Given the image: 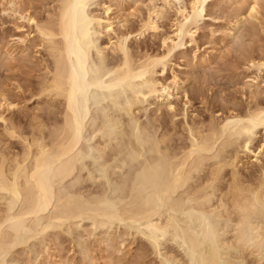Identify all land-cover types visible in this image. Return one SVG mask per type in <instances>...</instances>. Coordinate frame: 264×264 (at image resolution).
<instances>
[{
	"label": "rangeland",
	"instance_id": "obj_1",
	"mask_svg": "<svg viewBox=\"0 0 264 264\" xmlns=\"http://www.w3.org/2000/svg\"><path fill=\"white\" fill-rule=\"evenodd\" d=\"M22 1L25 4L21 5L24 6L25 9L26 5L27 9L30 7L29 4L32 7L34 5L36 8L31 7L34 10L33 12L43 19L46 18V15L48 16L49 12L52 10L51 8L55 7V4L57 5L56 0ZM135 1L136 0H112V3H114L112 16L114 15L113 17H115L114 20L116 22L114 25L118 32L125 33L128 30L132 31V29L136 31L140 25L141 16H143L145 12V15L147 14L148 8H146V4L148 0ZM243 1L244 0H208L206 2L202 16H198L197 18V24L200 28L194 35L195 40H183V43L179 45L180 47L178 46L175 48L168 57L169 59L166 61L167 64L164 71H162L163 65L159 64L156 67V71L153 73L155 79L165 83L171 82V78H173L174 74H177L180 78L182 87L175 89L172 86V88H170V95H166L167 98H165V96H159L160 92L156 94L142 92L135 95L129 88H126L128 90L123 88V90H126L123 91L122 87L120 89L117 87L119 89L118 92L115 87L114 97L100 99L101 101L99 100L97 104L90 100L89 112L84 119L82 138L75 149L78 155V161L76 160L75 162L78 163L75 164L74 172L63 179L58 180L55 178L53 184H55V190L57 189L55 191L57 195L55 193L52 200L53 203H51L44 213H41L42 215H39L41 216L40 219L38 218L39 216L36 218L39 221L38 226L33 227V225H35L33 222H37L35 218H33V221L32 219H30L31 221L28 220V218L26 219L27 221L25 220V230L27 229L29 232L30 229L34 230V228H36L38 231L35 233L27 232V236L22 244L12 249L10 248L4 260H2L4 261L3 264L200 263L197 259L190 258V254L188 253L189 250L186 248L185 244H183L179 237H172V233L160 237L157 241L148 238L145 227L142 228L143 225L139 221V216L142 215L144 211L140 212L137 208L141 207L140 205L143 203V206H146L145 204L147 201L149 202L148 198H152L151 194L154 197L156 195V198H158L160 194V199H158L160 203L164 202L167 198H169V200L170 198L174 200L177 198L176 200H178V203L175 202V207L178 208L174 209V205H172L174 202L173 199L171 200L172 203L166 202L168 201L166 200L164 203L167 204L166 206L164 205V209H162L165 211L167 207V210L170 212L167 213L168 211H165L162 213H165L164 216L169 214L175 217L177 216V220L183 217L182 220L180 219V224L183 225V221L189 224L188 219L187 222L185 220L186 218L184 219L187 211L180 208L182 203L179 202V199L182 200L180 197L182 195L179 193L180 191L172 194L164 193V180L166 177H163L162 170H167L165 166L167 165L168 167L169 165L168 162V164L164 162L166 159L167 161L171 160L170 154L172 153H174L172 158H175V155L182 149L180 146L182 145L184 147L185 145L186 147V142L189 141V145L192 141L193 135L191 138L192 133L190 132L189 126L191 128L202 126L203 129V126L209 125V127H205V129L208 128L209 130L210 126L213 127L209 123L212 120L211 124L213 122V125H215L214 127L221 132V125L226 121L225 116H229L234 111L236 113L240 112L239 115H244L250 110V107L251 109L256 107V104L253 102L264 104V70L258 69L257 65H252V62L256 61L255 63H257L262 56L264 57V0H255L258 2V8L260 10L259 16L257 15L256 17L247 15L249 12L247 9L245 10L249 3L254 0H248V3ZM102 2L105 1L93 0L89 7L90 11H95V13L97 12L99 15L102 14V16L103 14L105 15V13H102L104 12ZM189 2L190 0H176L175 3L179 4L178 6L181 4L187 6ZM109 3L110 2H107V4ZM8 5V0H0V91H4V93H7L10 97V100L13 99L15 103H18L16 104L17 106L8 108L6 105L2 104V100L0 99V152L5 151L6 154L7 150H10L7 154L9 156L16 151L22 152L24 149V147L22 148L23 140L20 139L21 136L9 137V135L5 133V129L8 127L10 128L12 121H14L13 124L16 123L14 124L15 126L19 127L20 125L19 128H16L19 131L23 130L22 132L24 135L28 134V132L30 134L31 130L33 131L35 127H37L35 128L37 130L38 127L42 125V128L45 126V130L43 128V131H45L44 135L48 136L52 131V127L56 129L54 127H58L57 124L59 125V122L61 124L60 120L62 118V109H64V106L61 99H51L49 96L38 93V90L41 88L40 83L46 75L44 73L47 72L45 63H50V58L47 57V52L44 48L34 45L35 41L31 43L27 50L24 52L20 51L21 47H19V45L22 46V43L18 37L24 34V36H26L25 32H27V30L28 32L30 31L29 25L24 18H22L23 20L18 18L19 12L18 15H14L5 10L4 7L7 8ZM24 8L22 9L24 10ZM47 8H50V11H48L49 9ZM240 8V14L243 13L246 17L243 15H241L243 18L237 17ZM236 12H238V14H236ZM119 15H122L120 16L121 19H119ZM175 18V8H171L168 10L166 17L160 21V29L163 30L162 32L164 35L172 33V24ZM238 18H242L243 20L237 23L236 21ZM31 34L35 35L36 33L32 32ZM100 34V43L105 42V40L108 41V36L106 37V34H103V32ZM34 37H36V44L38 43V37L36 35ZM34 37L33 35L31 36L33 40ZM128 42L132 54H135L134 57L137 55L136 58H138V55L139 57H141V55L144 56L145 53H160L165 47L162 36L153 34L152 31L145 35H141V37L137 36V38L131 36ZM8 49H11L9 53H7ZM13 49L14 52H12ZM92 51L90 60L95 62L98 57L97 51L94 49ZM105 52L102 51L101 53L105 54ZM11 53L14 58L11 57ZM107 54L108 64H111L113 57L114 63L118 61L120 57L118 53L109 54L108 52ZM201 58L206 60L204 61ZM251 58L255 61H252ZM44 59H46V61H44ZM137 80L139 81V79ZM258 82L260 85L254 88V85ZM142 84L139 83L140 86ZM143 86L144 85H142V87ZM116 91L117 93L115 95ZM110 102H113V104ZM130 104L132 105L130 106ZM169 104L174 105L172 107L173 109L167 106ZM251 104H254L255 107ZM243 111H245L244 114ZM1 116L11 121L6 120V122ZM37 118L40 121L37 122ZM221 119L222 122L220 121ZM8 121H10V124ZM35 121L38 125L35 124ZM194 121L198 122L199 125H197L198 123L194 124ZM7 124L10 126L8 125V127H6ZM235 124L236 123H232L233 127ZM192 125H196V127ZM230 126L231 125H229V127ZM231 129H233L232 126L230 129L223 132V138L221 137L217 140L215 150L220 151L218 153L224 156V158L220 156V160H229V157L233 160L234 155L237 154V160L241 159V161H239L236 169L239 172L241 171V174L244 173L243 176L245 179L248 178L245 175L250 177L251 172L254 173L253 175H258V177L255 175L254 178L251 173L250 177L257 181L258 178H260L259 174L264 172V148L261 147L264 142V128L260 126L254 128V131H250L251 133L249 132L253 137L251 136L252 139L248 147H245V143L242 142V139L246 137V134L249 135V133H244L245 135L241 134L242 136L240 135L241 137L239 136L238 138H235L233 134L234 139L232 141L227 138V132L229 133ZM36 130L34 132H36ZM208 130L206 129V131ZM102 133L106 134L103 140ZM52 134H50L51 137L49 135L45 139L50 140ZM164 134H168V141ZM187 134L190 137H188ZM228 135H230V133ZM162 136L167 142L162 141ZM169 136H172V139H169ZM237 136L238 134L236 137ZM189 138H191V141ZM222 139L223 141L227 139L229 141L231 140L232 144L231 141L229 143H226L228 142L226 141L222 144L225 146L223 147L221 145L223 142ZM49 140L47 142H49ZM155 141H157V143L162 141L164 145L160 143L162 147L157 148L160 144L155 147L157 144ZM49 143H51V140ZM101 144H107L104 153L100 152L98 149ZM165 144L170 147L168 148ZM163 146L166 147L163 148ZM178 146L181 148L180 150ZM221 146L223 147L222 150H220ZM167 149L171 153L168 151L166 152L165 150ZM176 149H178L177 153H175ZM11 150L14 152L12 151V153ZM1 153L3 154L4 152ZM178 156H180V153ZM163 158L165 160L164 162L162 161ZM214 159L218 161L219 157L216 156L213 160ZM215 160L213 163H216ZM208 163L210 164V160H208ZM163 166L165 167L164 169L162 168ZM259 168H261L260 171ZM226 169L222 177L223 182H221L224 184L225 181L224 185L227 184V178L230 177V172L232 171L230 166ZM256 169L258 171H256ZM204 171L200 173L202 176L205 175L206 169ZM163 174L165 175V173ZM151 176H155L157 181L159 180L158 185L160 181H163L161 182L163 185L160 183L161 186L159 187V191L156 186L153 185V187L152 184H148L147 178ZM162 187L163 191L160 190ZM152 189H154V191L150 193ZM59 191V195H61V197L63 196V201L66 199V203L69 201V203H77L85 207L87 211H85L83 217H75L63 223H59L58 220L53 218L49 219L50 215H54L59 207H57L59 202H57L58 199L56 198V196L59 197ZM146 199L148 200L144 202ZM7 201L5 198L0 199V209L5 210ZM177 204L180 205L178 206ZM89 205L92 208H90ZM124 209L128 210L130 214H133L131 215L132 218L129 216L127 217V215H129L128 211L126 212L127 214H122L121 218L115 219H110L105 215H95L97 211L119 213L124 211ZM178 209H181V211ZM47 216L49 218H47ZM169 217L166 216L165 218L169 220ZM165 218L161 216L159 222H166L167 220ZM47 224L49 226L41 230V227ZM183 226H185V224ZM187 226L188 225H186V227ZM143 229L144 231H142ZM191 229H193L192 232H194L196 228ZM196 232L200 235L197 229L194 233ZM203 252L205 254L206 250ZM248 259L249 264H255L251 257H248L246 260L248 261ZM1 262L0 264H2Z\"/></svg>",
	"mask_w": 264,
	"mask_h": 264
},
{
	"label": "bare ground",
	"instance_id": "obj_2",
	"mask_svg": "<svg viewBox=\"0 0 264 264\" xmlns=\"http://www.w3.org/2000/svg\"><path fill=\"white\" fill-rule=\"evenodd\" d=\"M21 1L22 0H8L10 6L8 5L7 8L4 7L5 10L14 15H18L19 12L18 18H24L29 25L30 31L28 32L27 30V32H25L26 36H24V34L18 37L22 43V46L19 45V47H21L20 51L24 52L27 50L31 43L34 41L36 42V37L34 36L36 35L38 37V43L35 44L34 42V45L44 48L47 52V57L50 58V63H45L47 72H43L46 75L44 78L42 77L43 79L41 78L42 81L40 80L41 86L40 84L39 86L41 88L39 87L40 90H38V93L49 96L51 99H61L64 109H62L61 124L59 122V125L57 124L58 127H54L56 129L52 127L51 130H54L53 134L52 131L49 130L51 133H49L48 136L52 134V138L50 139L51 143H49V139H45L48 137L44 135L45 131H43V128L45 130V126L42 128L41 125L38 127L39 130H36L35 128L37 127L34 125V129L37 133L34 132L35 130L33 129L30 134L29 132L26 134L25 132L27 131H25L24 133L26 135H24L22 132L23 130H20V132L16 128L18 126L14 125L16 123L13 124L14 121H12L10 126L11 120L1 116L5 121L10 120L6 127L9 125L11 129L9 127L10 130L8 128L5 129L6 135L8 134L9 137L21 136L20 139L23 140L22 148L24 147V149L22 152L20 151L21 148L19 150L20 152L11 150V152L13 151L14 153L12 152L13 154L11 153L12 155L9 156L7 154L10 150H7L6 154L5 151H1L4 152L3 154L0 152V199L5 198L6 201L8 200L5 210L0 209L2 211H0V262L4 260L10 248L12 249L24 242L28 232L27 229V231L25 230V220L28 218V220L32 219L33 221V218L36 219L49 208L51 203H53V196L57 190H55V184H53L55 178L58 180L63 179L74 172L75 164L78 163L75 162L78 156L75 149L82 138L84 119L89 112L91 102L97 104L100 99L114 97L115 87H119V89L122 87V90L123 88H129L135 95L142 92L155 94L160 92L159 96H165V98H167L166 95H170V88H172V86L175 89L182 87V84H180L181 80L177 74L173 75L171 82L165 83L155 79L153 73L156 71V67L159 64L163 65L162 71H164L167 64L166 61L169 59L168 57L175 48L183 43V40H195L194 35L200 28L197 24V18L198 16H202L204 6L208 0H190L187 6L183 4L178 6L179 4L175 3L176 0H148L146 4V8H148L147 14L145 15L146 12L144 13V18V15L141 16L142 19L138 29H134L136 31H133V29L132 31L128 30L125 33L118 32L114 25L116 21L114 20V15L112 16V10L114 9L112 0H104L105 2H102L104 11L102 13H105L103 16L102 14L99 15L97 12L95 13V11H90L89 7L93 0H56L57 5L54 3L55 7L51 8L52 12L50 8H47L50 12L44 19L33 12L34 10L32 8H36L34 5L32 7L29 4L30 7L28 9L26 5L25 9L24 6H22L25 3L23 1L21 3ZM137 1L139 0L135 2ZM244 1L248 3V0ZM257 1L254 0L250 2L248 7L245 8V10L247 9L249 12L247 15L252 17L259 16L260 10ZM107 2L110 3L107 4ZM22 8H24V10ZM171 8H175L176 13V18L172 24L173 30L171 34L164 35L162 32L163 30L160 29V21L166 17L168 10ZM240 12L241 8L239 14L236 12V14L240 15H237V17H242L241 15L244 16V14H240ZM120 16L122 15H119V17ZM242 18H238L237 21H235L240 23L241 20H243ZM119 19H121V17ZM150 31H152L153 34L162 36V41L165 46L164 50L160 53H145L144 56L141 55V57H139L138 55V58H136V55V57H134L135 54H132L131 47L129 46V39L131 36L136 38L137 36L141 37V35H145ZM32 32L36 34H31ZM101 32L106 34V37L108 36V41L105 40V42L100 43L99 39ZM32 35L34 40L31 38ZM93 49L97 51L98 56L95 62L90 60ZM10 50L8 49L7 53H9ZM102 51H106L105 54L101 53ZM12 52H14V49ZM108 52L109 54L118 53L120 55L118 61L114 63L113 57V62L111 61V64H108ZM11 57L14 58L12 53ZM261 58L257 63L251 58L252 61H255L252 62V65H257L258 69L264 70V57L262 56ZM201 59L204 61L206 60L203 58ZM44 61H46V59H44ZM137 79H139V81ZM139 83H143L142 85L144 86H140ZM259 85L258 82L254 85V88H257ZM119 89L117 88L118 92ZM8 97L7 93L5 94L4 91H0L2 104L6 105L8 108L17 106L16 104L18 103H15L13 99L10 100V97ZM90 100L92 101L90 102ZM113 102L110 103L113 104ZM253 103L256 104V107L253 104L255 108L251 109L250 107V110L245 114V111H243L244 115H239V111L241 110L238 111L239 113L235 111V113H228L230 115H227L228 117L225 116L226 121L224 120L225 122L221 125V132L214 127L215 125H213V122L211 124L212 120L209 123L213 127L210 126L209 130L206 128L208 131H206L205 127H209V125L203 126L204 130L202 126L191 128L187 125L190 128V132L192 133L191 138L193 135V139L191 141V138H189L191 142L189 145V141L186 142V147L185 145L184 147L179 145L182 149L178 146L179 150L181 149L179 152L180 156H178V153L175 155V158H172L174 155V153H172L170 154V161H167V155L165 158L166 161L163 158L162 161H165V164L169 163V165L168 167L167 165L165 166L167 170H162V175L166 177L164 180L165 194H172L180 191L179 193L182 195L180 196L182 200L179 199V202H182L180 208L187 211L184 219L186 218V222L188 219L189 224L184 223L185 221H183V225L185 224V226L180 224L183 217L182 219L180 217L181 220H177V216L175 217L170 214L164 216L165 213H162L168 211L167 207L166 210L163 211L164 205L166 206L167 204L164 202L168 200L166 202L172 203L171 200L173 198H170V200L169 198H165L166 200L160 203L158 202L160 194L158 198H156V195L154 197L151 194L152 198L147 197L149 202L147 201L148 199L144 200V202L147 201L145 204L146 206H143L144 203L142 204L141 202V207L137 208L140 212L144 211V213L140 215L141 217L139 216V221L143 225L142 228L145 227L148 238L157 241L160 237L172 233V237H179L182 240L183 244H185L186 248L189 250L188 253L190 254V258L197 259L200 262H198L199 264H249L250 258L248 261L246 260L248 257H251L255 264H264V172L259 174L260 178H258L257 181H255L256 179L250 178L252 172L250 173V177L245 175L248 177L245 179L243 176L244 173L241 174V171L239 172L236 169L239 161H241V159L237 160V154L234 153V159L232 156L233 160H231L230 157L229 160H220V156L221 158H224V156L218 153L220 151L215 150L217 140H219L223 132L230 129L231 126L234 130H229L230 135H228L229 133L227 132V138L232 141L234 135L235 138H238L241 134L254 131V128L260 126L264 128V104ZM131 105L132 104H130V106ZM167 106L172 108L174 105L169 104ZM38 121L40 120L38 119L37 122ZM220 121L222 122V119ZM37 122L35 124H37ZM195 123L198 122L194 121V124ZM232 123H236L234 127ZM197 125H199V123ZM229 125L231 126L229 127ZM194 126L196 127V125ZM250 133L249 135L246 134V137L242 139V142L245 143V147H248L253 137ZM237 134L238 136L236 137ZM101 135L102 140L105 139L106 134L102 133ZM164 135L167 140L168 134ZM163 136L161 139L163 138L162 141L164 142L165 138ZM188 137L190 136L188 135ZM169 139H172V136H169ZM228 139H224L225 141L222 139L223 142L221 141V145L226 141H228L226 143H229L231 140L229 141ZM48 140L49 142H47ZM157 141H155V143H157ZM162 141H160V143H163ZM160 143H157L155 147ZM106 145H99V151L104 153ZM162 145H164V143ZM162 145L160 144L157 148L162 147ZM166 146L168 148L170 147L168 145ZM166 146H163V148ZM222 146L220 150L225 147ZM261 147L264 148V142ZM177 150L178 149L175 150L176 152L173 151L177 153ZM165 151L167 152L168 149ZM216 156L219 157L220 161H216L217 158L216 160L214 159L216 163H213V158H216ZM172 160L174 161L171 162ZM208 160H210V164ZM229 166L232 168V171L230 172V177L227 178V184L224 185L225 181L224 184L221 183L223 182L222 177L225 169L229 168ZM165 167L163 166L162 168L164 169ZM261 168H259V171ZM205 169L206 173L202 176L200 173ZM256 171L258 170L256 169ZM163 173H165V175ZM253 174L254 173H252V176L255 178L256 174ZM256 176L258 177V175ZM147 181L149 182L148 184L156 186L158 191L159 187L163 185L161 183L163 181H160L161 185L160 183L158 185L159 180L157 181L155 176L148 177ZM162 189L163 187L160 190ZM151 191L150 193H153L154 189ZM59 194L60 191L58 192L59 197L56 196L58 199L57 202L60 203L57 205V207H59L57 210L55 209L56 212L54 215H50V218L47 216V218H53L58 220L59 223H63L66 220L84 216L85 211H87L84 206L77 203L72 204L69 203V201L66 203V199L63 201V196L61 197ZM175 200L173 199L174 204L172 203V205H174V209H177L178 207H175V202L178 203V200ZM177 205L179 206L180 204ZM90 208L92 207L90 206ZM178 210L181 211V209ZM127 211L128 210L125 209L119 213L97 211L95 215H105L110 219H115L121 218L122 214H127ZM169 212L170 211L167 213ZM131 215L133 214L129 213L127 217L129 216L132 218ZM161 216L164 218L166 216L170 217L169 220L165 218L167 220L166 222H159ZM40 217L41 216L38 218L40 219ZM36 220L37 222H33L35 225L32 224L33 227L39 224L38 219ZM186 225L188 226L186 227ZM46 226L49 225L42 226L41 230L45 229ZM191 228H196L198 232H200V235L197 232L194 233L196 229L192 232L193 229ZM37 231L38 230L34 228V230L30 229L28 233H35ZM142 231H144V229ZM204 250H206L205 254L203 252ZM3 262L4 261L1 263L3 264Z\"/></svg>",
	"mask_w": 264,
	"mask_h": 264
}]
</instances>
